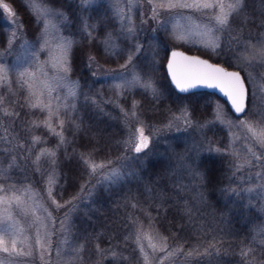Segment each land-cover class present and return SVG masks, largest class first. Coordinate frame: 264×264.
Wrapping results in <instances>:
<instances>
[{
    "label": "trees",
    "instance_id": "16d2710c",
    "mask_svg": "<svg viewBox=\"0 0 264 264\" xmlns=\"http://www.w3.org/2000/svg\"><path fill=\"white\" fill-rule=\"evenodd\" d=\"M39 1L65 14L61 30L72 37L68 75L76 80V101L81 102L72 117H65L62 129L57 125L63 132L61 143L59 136L38 121V108H26L18 85L12 83L10 89L0 84V137L5 128L17 137L11 143L0 139V186H45L48 192L51 188L58 204L64 206L57 207L52 197L44 201L54 219H65L66 249L77 254L68 264H141L135 230L142 229L149 220L173 248L178 264H264V209L248 191L246 180L241 183L234 157L226 147L225 128L212 117L214 100L228 110L227 106L207 90L177 91L164 69L170 48L237 66L245 78L246 113L251 106H258L260 101L252 88L259 89L264 83V57H258L251 64L253 68L247 69L235 55L242 39L243 52L264 43V0H243L242 11L230 17L227 29L220 32L221 47L215 50L200 45L189 47L171 38L166 30L157 31L155 58L139 53L132 61L151 87H120L118 91L109 81L94 75L96 69L108 70L131 53L124 47L112 54L104 49L109 38L117 37L122 44L125 40L118 35L117 20L110 7L103 0L87 5L83 0ZM8 2L23 21L22 35L33 39L39 23L26 0ZM3 15L0 10L1 48L5 41ZM89 55L95 57L90 65ZM87 93L91 97L84 98ZM134 101L138 102V117L150 122V127L157 124L159 129L150 136L148 149L136 156H132L135 140L131 134L137 124L132 119L123 121L120 112L121 108L132 107ZM181 107L187 109L191 127L185 120L169 119ZM5 108L14 115H3ZM34 122L41 126H33ZM148 125L143 124L146 130ZM33 136H40L42 143L29 152ZM13 143L25 145L24 149L18 148L22 157L9 150ZM42 148L54 150L55 157L42 156L39 162L35 157V163L31 162L29 155ZM217 148L221 151L216 152ZM123 156L129 163L128 171L114 182L96 181L97 176L90 174L91 169L84 163V158L90 162H114ZM192 160L197 161L202 179L189 174L185 162ZM134 164L137 174L131 169ZM50 176L55 180L51 185ZM70 200L72 203L65 204Z\"/></svg>",
    "mask_w": 264,
    "mask_h": 264
},
{
    "label": "rangeland",
    "instance_id": "374dc122",
    "mask_svg": "<svg viewBox=\"0 0 264 264\" xmlns=\"http://www.w3.org/2000/svg\"><path fill=\"white\" fill-rule=\"evenodd\" d=\"M103 1L110 7L116 17L118 35L123 36L125 39L124 44L117 37L107 39L105 41L106 48L104 49L110 54L120 47H124L133 53L135 46L139 44L142 49L140 53H148L150 59L151 57L155 58L156 33L163 29L168 32L171 38L181 44L189 47L200 45L210 50H213V48L207 45L216 37L221 36L220 32H216L214 29V21L210 22L209 19L214 12H219V9L203 13L193 9H176L170 16L167 13H163L159 19L160 21L166 19L167 24L165 27H161L158 20L152 18V6L147 3V0ZM232 2L233 0H224L225 5ZM26 3L30 6L35 20L38 21L39 29L33 39H28L22 35L18 21H13L4 12L5 41L12 36L13 32L16 33V39L8 51H5V41L4 47H0V61L3 62L0 64V69H8L6 74L0 70V84L5 83L10 89H13L12 83L18 85V89L24 93L22 100L26 101V108H30L33 103L42 106L50 104L51 111L59 113L58 117L56 115L52 117V124L59 132L60 129L57 127L59 120H64L65 117H72V112L75 107H79L81 102L76 101L78 93L76 80L68 75V71H62L57 63L60 56V46L64 41L71 42L72 37L61 30L62 27H65L62 23L66 20L65 14L61 10L41 3L39 0H26ZM129 18L131 26L135 28L134 35H130L127 30ZM210 27L214 29L213 34L209 33ZM45 41H48V45L41 51V45ZM253 52L254 49L243 52L242 39L238 43L235 58L237 61L242 62V66L244 61L247 69L253 68L252 62L260 57L258 54L254 57ZM128 56L129 54H126L122 62L114 67H108V70L96 69L94 72L95 76L109 81L117 91L120 88L116 87L117 84L127 88L133 86L143 87L141 84L125 85L122 81L113 79L112 75H109L123 74L127 81H132L133 74H138L135 61L128 66L127 70L121 68ZM239 65L241 66V64ZM226 67L238 69L237 66ZM21 73L24 74L21 75ZM141 79L142 81H147L143 77ZM251 82L253 84L252 78ZM73 93L75 95H72ZM252 94L257 95L260 102H258V106H251L245 115L243 113L238 116L233 115L218 100H214L212 105V117L225 128L226 147L234 157L233 161L236 167L237 165L245 164V157L249 155L247 152L248 148L251 147L258 153H264V148L252 137V133L248 131L247 127L248 124H251L257 132L264 129V122H262L264 121V83L260 84L259 89L256 86L253 87ZM91 95V93H87L84 98H89ZM37 108L40 110L38 121L43 124L48 117L49 108H44L43 111L40 107ZM96 109L98 108L96 107ZM121 109L122 120L131 119V117H125ZM131 110V106L125 108V111L131 112ZM182 110L187 109L179 108L169 116V119L173 120L174 116H181ZM187 118L189 119L188 114ZM132 120L137 124V127L141 126V122L144 125L149 124V127L152 126L150 122L139 117ZM184 120L182 117L179 122ZM241 121H245L246 124L242 125ZM155 125L157 127H147V130L143 126L145 134L154 136L155 133H158V125ZM134 131L131 134L133 141L135 140ZM8 135L9 138L15 137L11 133H8ZM8 148L12 149L10 151L15 152V154L17 153V156L22 157L18 147L14 148V143ZM39 151L35 150L29 155L31 162L35 163V157L39 154ZM136 155L138 154L134 152L132 156ZM125 156L120 159L117 158L114 162L111 160L113 162L111 165L107 164V160L92 162L107 165L106 168L97 171L95 174L97 176L96 181L108 182L103 177L112 168L121 170V178L128 171L127 166H129V163L124 158ZM131 169L135 170V174H137L138 171H136L135 164ZM235 172L240 176L241 183L246 180L247 186H245L248 191L251 190L250 193L257 197L259 205L264 209V159L248 164L243 168H236ZM258 173L260 174L259 176L257 175ZM120 178L116 180H120ZM43 193L45 195L42 196ZM45 197L50 199L45 186L38 189L34 186L24 185L0 190V242H2L0 243V264H68V261L74 260L77 256L76 253L71 254L72 251L68 252L66 249L65 219L62 217L54 219L46 201H44ZM150 223L151 221L149 220L147 225L141 227L142 229L138 228L135 230V232L137 231L135 237L141 255V264H178L173 248L166 244L162 235ZM3 229H8V231ZM262 231L264 233V213ZM38 239H41V244H37ZM13 241L16 242V252H12ZM3 247H8L9 252L2 251Z\"/></svg>",
    "mask_w": 264,
    "mask_h": 264
},
{
    "label": "snow or ice",
    "instance_id": "6c2138e0",
    "mask_svg": "<svg viewBox=\"0 0 264 264\" xmlns=\"http://www.w3.org/2000/svg\"><path fill=\"white\" fill-rule=\"evenodd\" d=\"M94 0H84L85 5L93 3ZM147 3L152 6V18L158 20L161 27H165L167 24V20L160 21V16L163 13L169 14V16L173 13L176 9H193L195 11L199 12H205V11H212L215 9H219V12H214L212 16L209 17L210 22L214 21V29L216 32H223L227 29L229 25L230 17L236 13H239L243 9V0H233L232 3H229L225 5L224 0H147ZM0 10L7 13L9 18L13 21H19V27L23 28V21L19 19L15 9L11 6V4L8 2V0H0ZM123 19V17H121ZM89 26L85 24V29H87ZM213 27L209 28V33L213 34L214 31ZM128 33L130 35L135 34V28L131 26L130 24V18H129V25H128ZM89 36H91V33H88ZM16 39V33L13 32L12 36L6 39L5 41V51H8L12 45L13 41ZM70 41H64L63 44L60 46V56L57 60V63L59 64V67L62 71L67 72L69 70L68 65V58H69V49L71 47ZM48 45V41H45L44 44L41 45V51H43ZM208 47H212L213 50L216 48H220L221 44L219 43V37H216L212 42H210ZM254 52L253 56L255 57L257 54L260 57H264V43L261 44L259 48L256 46H253ZM141 46L137 44L135 46V50L133 53H130L127 60L125 61L124 65H121L122 69L127 70L128 66L132 63L134 55H138L141 52ZM95 60L94 56L89 55L88 57V63L89 65ZM3 62L0 61V64ZM167 69L170 74L172 82L175 84V87L182 93H187L190 89L195 88L199 85H205L207 87L212 88H219L221 92H223L228 99L231 101L232 107L234 108L235 112L237 114L244 113L246 114V87H245V78L241 76V73L238 71H226L223 67L214 65L209 63L208 60L201 59L199 57L195 56H188L185 55L183 52H179L176 50L171 51L170 56L168 57V63H167ZM7 73L8 69H0ZM24 73H21L23 75ZM95 75V74H94ZM112 75L113 79H118L122 81L125 85L129 84H141L146 90L150 88L151 84L150 81H142L139 74L134 73L133 74V80L127 81L123 74H109ZM117 88L121 87L120 84L116 85ZM153 94L155 95V90H153ZM72 95H75L74 93ZM138 106V102L134 101L132 105L131 112L125 111L124 109H121L122 112H124L125 117H131V119H138V114L136 112V108ZM32 108L40 107L43 111L44 108H49V113L47 119L43 122V126L49 130V132L53 135L60 137V142L64 143V137L62 131H57L56 128L52 124V117L53 115L59 116V113H53L50 109L49 105H40L33 103L31 104ZM67 107V105H65ZM3 115L12 117L14 113L7 110V108L3 109ZM18 115V114H15ZM185 119V123L191 127L192 121L187 118V110H182L181 116H174L173 120L179 121L181 118ZM264 122V121H262ZM2 124V122H0ZM241 124H246L245 121H241ZM64 121L59 120V126L61 129L63 128ZM35 127H40L41 125L35 124ZM169 126H172V121L169 122ZM248 131L252 133V137L261 145L262 148H264V129L257 132L256 129L251 125L248 124ZM179 130V129H178ZM186 130V129H185ZM135 137V143H134V151L135 153L139 154L143 152L144 150L148 149L149 142H150V136L145 134V130L143 127V124L141 123V126L136 127L135 131L133 133ZM0 139L3 140L5 143H11L12 141L16 140L17 137H12L11 140H9L8 135V129L5 128V135L3 137H0ZM42 143V138L40 136H33L32 137V146L28 149L29 152H31L35 147ZM18 147L20 149H24L25 145L23 143L19 145H14V148ZM12 150V149H9ZM209 153H211V149L208 150ZM216 152H220L221 149L217 148L215 149ZM247 152L249 153L248 156L245 157V164L237 165V169L243 168L248 164H253L254 162H258L261 159H264V153H258L254 148H248ZM199 154V153H197ZM42 156H46L49 158L55 157V151L52 149L42 148L40 150V153L36 156V162H39ZM15 160V157H14ZM53 163H55L53 159ZM84 163L91 169L92 175L96 174L98 170L104 169L107 167V165L101 163V164H95L90 162L87 158H84ZM113 162L108 161L107 164L111 165ZM185 166L187 167V170L190 175L193 176V178L200 177L203 178V174L198 170V164L197 161L192 160L191 163L185 162ZM121 170L118 168H112L110 171L107 172V174L104 175L103 179L108 182H114L116 179H119L121 176ZM260 175L259 173L257 174ZM50 185L55 183L54 178L50 176L49 180ZM83 187V186H82ZM0 190H5L0 186ZM251 191V190H250ZM48 195L52 197V203L56 204L57 207H63L64 205L58 204L57 200L53 196V193L51 191V188H49ZM73 200L77 199V197H73ZM72 201H65V204H70ZM4 231H8V229H3ZM2 243V242H0ZM15 241H13V248L12 252H16L15 247ZM37 244H41V239L37 240ZM42 246V245H41ZM98 250L100 252H103L102 249ZM2 251L9 252L8 247H3ZM30 254V253H27ZM244 255H247V253H244Z\"/></svg>",
    "mask_w": 264,
    "mask_h": 264
},
{
    "label": "water",
    "instance_id": "95a60500",
    "mask_svg": "<svg viewBox=\"0 0 264 264\" xmlns=\"http://www.w3.org/2000/svg\"><path fill=\"white\" fill-rule=\"evenodd\" d=\"M173 50H176V51H179V52H183L185 55H188V56H195V57H199V58L204 59V60H208L209 63L214 64V65H217V66H220V67H223L226 71H229V72L238 71L239 72V70L236 69V68L226 67L225 65H223V64H221L219 62L212 61V60H210V59H208V58H206V57H204V56H202L200 54H197V53H189V52L183 51V50H181L179 48H170L167 51V55H166V58H165V61H164V69H165L166 75H167V77L169 79V82L172 84V86L177 91H179V90L175 87V84L172 82L171 77H170V74H169L168 69H167L168 57L170 56L171 51H173ZM245 87H246V85H245ZM199 89H203V90H207V91L213 92L216 96H218L219 98H221L224 101L225 105L227 106L228 110L233 115L238 116V115H241L242 114V113L241 114H237L235 112L234 108L232 107L231 101L228 99V97L223 92L220 91L219 88H212V87H207L205 85H199V86H197L195 88H192L190 90H199ZM245 104H246V101H245Z\"/></svg>",
    "mask_w": 264,
    "mask_h": 264
},
{
    "label": "bare ground",
    "instance_id": "6f19581e",
    "mask_svg": "<svg viewBox=\"0 0 264 264\" xmlns=\"http://www.w3.org/2000/svg\"><path fill=\"white\" fill-rule=\"evenodd\" d=\"M247 91V90H246Z\"/></svg>",
    "mask_w": 264,
    "mask_h": 264
}]
</instances>
